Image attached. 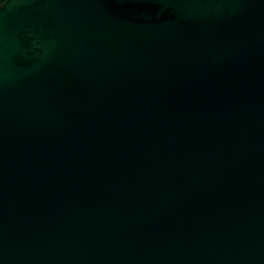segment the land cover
Returning <instances> with one entry per match:
<instances>
[{"label":"water","instance_id":"95a60500","mask_svg":"<svg viewBox=\"0 0 264 264\" xmlns=\"http://www.w3.org/2000/svg\"><path fill=\"white\" fill-rule=\"evenodd\" d=\"M0 264H264V0H0Z\"/></svg>","mask_w":264,"mask_h":264}]
</instances>
